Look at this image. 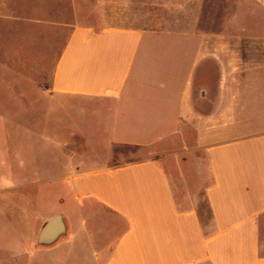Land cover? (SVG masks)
I'll return each instance as SVG.
<instances>
[{"label": "crops", "instance_id": "1", "mask_svg": "<svg viewBox=\"0 0 264 264\" xmlns=\"http://www.w3.org/2000/svg\"><path fill=\"white\" fill-rule=\"evenodd\" d=\"M224 8L203 3L157 33L77 24L73 0H0V33L13 35L0 46V119L26 114L30 91L86 143L69 155L36 134L32 147L56 155L42 183H0V264H264V36ZM128 148L148 158L113 165ZM58 216L66 234L40 245Z\"/></svg>", "mask_w": 264, "mask_h": 264}, {"label": "rangeland", "instance_id": "2", "mask_svg": "<svg viewBox=\"0 0 264 264\" xmlns=\"http://www.w3.org/2000/svg\"><path fill=\"white\" fill-rule=\"evenodd\" d=\"M73 1L76 5L77 24L93 27L97 30L108 27L140 25L141 28L157 33L177 32L181 23L195 20L199 6L204 3L206 5H219L220 11L224 7L226 10L227 7H230L229 12H220L222 18L235 16L237 22L246 25L251 33L264 36V0ZM38 6L53 19H69L65 6L51 2H44ZM59 7L61 8L60 12H56ZM26 12L34 14V11L29 9ZM12 36V34L0 33V46L5 44L4 39L12 38ZM60 44L61 41H59ZM33 52H36V47H34ZM48 83L49 77H45V87H48ZM32 99L34 100L32 93L28 91L26 114L21 115V109L13 106L2 109L5 111L4 114L1 111L6 119H0V183H42L41 176L46 175L47 171L50 170L47 169L48 163L56 161L54 153L32 147L38 141L36 134L43 131L48 133L50 139L56 136L60 138L61 143L65 142L67 149L70 151L69 155L75 151L83 156L86 152L84 140L73 138V134L69 132V125L66 122V119L69 118L68 115L66 116L63 113L62 117L65 121L62 123L55 122L52 117L42 114V111H46L48 108L43 109L39 105L33 104ZM80 127L84 131V124H81ZM26 131L32 133L33 136H24L23 132ZM88 135L91 138L93 137L92 133ZM88 142L87 153L90 156H98L100 154L98 144L91 140ZM148 155V152L141 148L124 149L115 156L116 159L113 161V165L136 162L148 158ZM19 160H22L23 163L25 161L26 166L20 167ZM42 165L44 169H41ZM54 167H56L55 164ZM32 189V191L30 189L29 191H31V195H34L32 192L36 190L35 188ZM13 191L20 195L22 190L17 188Z\"/></svg>", "mask_w": 264, "mask_h": 264}, {"label": "water", "instance_id": "3", "mask_svg": "<svg viewBox=\"0 0 264 264\" xmlns=\"http://www.w3.org/2000/svg\"><path fill=\"white\" fill-rule=\"evenodd\" d=\"M66 234V228L63 219L58 216L52 219L43 228L39 237V244L43 246L52 245Z\"/></svg>", "mask_w": 264, "mask_h": 264}]
</instances>
